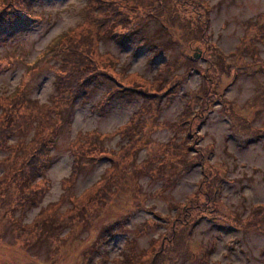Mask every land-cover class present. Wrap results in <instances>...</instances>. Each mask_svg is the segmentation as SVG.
<instances>
[{"label": "rangeland", "instance_id": "1", "mask_svg": "<svg viewBox=\"0 0 264 264\" xmlns=\"http://www.w3.org/2000/svg\"><path fill=\"white\" fill-rule=\"evenodd\" d=\"M150 1L163 10L167 36L161 37L160 23L152 20L127 38L101 41L98 31L104 23L98 1L96 7L94 0L1 4L4 12L26 9L31 18L19 27L14 21L17 25L0 39V143L2 121L15 118L20 128L28 127L26 142L33 131L43 135L50 161L31 180L26 171L9 166V154L0 149V264H129V257L131 264H264V70L258 68L264 62V39L256 44L250 39L264 37V0H207L208 42L221 52L200 38L202 13L195 8L200 0ZM115 9L120 17L125 15L121 4ZM91 28L95 34L87 36ZM168 36L174 44L159 49ZM67 37L81 50L79 68L89 66L91 71L82 75L70 61L62 80L68 75L77 80L87 99L74 83H69L70 97L59 98L71 87L64 89L58 80L64 54L53 46ZM152 45L158 47L153 55ZM197 49L202 56L194 59ZM234 50L237 53L227 57ZM110 56L116 65L106 73L108 69L115 75L103 81L99 70ZM163 62L171 65L167 76L172 82L162 87L165 94L156 106L147 93L158 88L153 79L162 77ZM227 63L237 70L229 72L232 66ZM205 84L243 118L230 116L225 101L204 108L198 118L205 122L198 119L199 130L196 124L192 130L201 134L198 144L209 149L202 150L207 157L203 160L193 150L186 153L170 144L172 138L184 137L175 136L170 123L182 121L186 103L191 116L205 106L201 95L189 99ZM16 94L36 101V107L18 99L6 103ZM64 99L66 109L51 107L52 126L44 119L31 120L45 106ZM135 117L141 123L134 122L132 128L128 123ZM40 125L50 129L41 132ZM249 126V133L242 132ZM132 130L140 131L146 143L124 159L128 173L121 162L111 169V149L125 144ZM11 136L4 134V139L15 149L18 136ZM30 145L33 149L35 143ZM160 165L169 170L162 177L142 174H153ZM105 175V186L84 191ZM104 189L109 193L105 197ZM183 203L178 213L176 207Z\"/></svg>", "mask_w": 264, "mask_h": 264}, {"label": "trees", "instance_id": "2", "mask_svg": "<svg viewBox=\"0 0 264 264\" xmlns=\"http://www.w3.org/2000/svg\"><path fill=\"white\" fill-rule=\"evenodd\" d=\"M15 1L20 2L21 0H15ZM97 1L99 3V8H100V12H99L100 18L99 19H100V21H102V23H104V26H100L99 31H98V33L100 34L99 35L100 41L102 40V38H108V37L109 38H119L121 36H126L125 38H127L134 31H138L139 29L142 28V26H144V24L146 25V23L148 21H152V20L160 23L161 29L159 32H160L161 37L167 36L168 30H170L168 27H166L164 25L163 17L160 14V12L163 11L162 8L157 3L151 2L150 0H115L114 2L112 0H94V2L96 3L94 7L98 6ZM3 3H11V0H0V39H4L6 36H8L10 31L12 30V28L15 25L18 24L17 27H19V25H21L23 23V21L31 18V17H27L29 15V13L26 11V9L20 10L18 8H14L10 11L4 12L1 8V4H3ZM119 4H121V6L126 9L125 15L121 16V17L119 16V11H117L115 9V7L119 6ZM195 8H196V11L199 9L201 10L202 19L200 21V25H201L202 30H200V38L203 39L204 41H206V44H207V40H208L207 39L208 38V34H207L208 11L210 9V6L207 3V1L200 0V2L197 1V6ZM132 14H134L135 16L139 15V14L140 15L134 19H131L130 15H132ZM142 17H145L146 19L142 20L141 19ZM89 19H90V17L87 18V20H89ZM135 20H139V21H135ZM14 21H17V24H14L13 23ZM93 28L89 29L87 36L90 34H95V31L92 30ZM112 29H114V30H112ZM110 33L113 34L112 37H110ZM157 37H158V35L153 36V38H157ZM250 39H253L255 44H256L258 41H262L264 39V37L255 35L253 37L251 36ZM72 41H73V39H72ZM172 43H173L172 36H168V39H166L165 43L163 45H161L159 47V49L162 50L165 48L166 45H171ZM141 44L142 45L146 44L144 39H141ZM53 47H55L56 49L59 47V52H61V54L62 53L64 54V57L62 58V60L60 62L61 68H59L57 70L58 80H60V82H63L62 84L64 86V89H66L67 86H69V87L72 86L69 83H74V85L78 86V90L80 91L79 93H82L84 98L87 99V97H86L87 92L81 91L82 86L75 82L77 80H74V78H72L70 75L67 76L68 79L66 81L62 80V77L67 75L66 71H67V68H68L70 61H71V63H73V68L82 75H84L86 73V71L87 72L91 71V68H89V66H87L84 69V67L79 68V66L77 64V62L79 61V53L81 52V50L78 49L77 44H73L70 41V39H68V37L63 41H59L58 43L56 42V44H54ZM50 48H51V46L49 47V50H50ZM156 48H158V47H156L154 45L151 46L150 50L152 52V55L156 54V51H157ZM210 49L214 52H217L216 47H211ZM247 51H249V50H247ZM76 52H77V56H76ZM223 59H224V57H223ZM163 63H165L164 67L160 70V74H159V75H162V77L157 76V77H154V79H153V80H156L158 88L154 86L153 90L155 91V93H152V94L150 92L147 93V96L155 102L156 106L159 105V101L161 100L162 95L165 94V91H163L162 87L164 85H166L168 82H172V78L167 76V72L170 71L169 69H171V65L168 62H163ZM163 63H162V65H163ZM212 63L214 64V61L210 60L209 64H212ZM260 64H258V68L261 69V67L263 66V70H264V62H261ZM115 65H116V58L115 57L110 56L108 64H106L105 58H104L103 64L101 65V68L99 70L101 77H103L102 80L105 79L107 76H111V75L114 76L115 75L113 72H111L108 69H107V71L109 73H106L107 67L114 69ZM208 70H209L208 67H207V69H204L205 72ZM89 74L90 73H86V75H89ZM80 80H86V79L81 78ZM103 81H105V80H103ZM156 82L154 81V82H152V84H155ZM81 83L82 82H80V84ZM168 85H169V83H168ZM64 89H62V90H64ZM202 90H204V92ZM71 91H72V87L69 88V92H67L65 95H59V98H62L66 95H69V97H70ZM130 91L131 92L136 91V89L133 88ZM79 93H77L76 95L79 96L80 95ZM60 94H62V92H60ZM200 95L203 96L205 106L200 111H196L197 114H193L191 116V114L189 112V105L187 103L185 104L184 109L181 112V116L183 117L184 120H186L189 123H192V121H193V123L190 124V127L188 126L187 129L185 127H183L184 129L179 128L180 126L182 127V124H184L186 122V121L184 122L183 119L180 122L178 121L179 123L176 122L177 124L176 123H170V127H174L172 129L174 130L175 136H177L178 133H181L182 136H184L183 137L184 139L183 138L179 139V138H175V137L172 138L170 140L171 141L170 144L177 146L178 149L180 147L184 148L185 150H187L186 153L189 152L190 150H193L194 153L199 154L198 158H201L204 160L207 157L205 156V154H203L202 150L205 149L208 151L209 149L202 147L201 145L198 144L199 140L202 137L200 136V134H197V133L194 134L192 130L194 129L195 124H196L195 128L198 129L199 126L197 124V120L200 119L198 117L201 115V113H203L204 108L211 109L214 103H220V102L223 103V102L218 99L219 96L217 99L215 98L216 94L214 92L212 94V89H210L209 84L202 85L201 89L198 92L193 93L189 99L192 100L193 96H194V98H196ZM6 99H7L6 103L11 102L15 99H18L17 101H19V103H23L25 106H26V104H29V106L36 107V106H34L36 101L30 100L29 98H26V96L24 94H21V95L16 94V95L9 97V98H6ZM193 103H194V101H193ZM152 104L155 107L153 102H152ZM67 106H68L67 99L61 100L60 103H58L56 105L45 106V108L42 109L41 115H39V117L34 115L31 117V120L36 122L38 120L43 121V119H44L47 123H49L50 126H52L53 125L51 122L52 118L50 116L51 107L54 108L55 111H58L59 109H61V111H62L63 109H66ZM224 106L228 107L227 111H228V114L230 116L243 118L240 116V113H238L237 109L236 108L233 109L231 107V105L228 104V102L226 103V105L224 104ZM5 107H6V105L5 106H4V104L1 105V108H4V112H5ZM224 114L226 115L225 112H224ZM136 119H137V117H135L131 122H129L128 126L133 128L132 125L134 124ZM4 120H6L5 123H4ZM4 120L2 121L3 126L1 128V131H2V141L1 142L2 143H0V149L3 148L4 150L7 151V154H9V156H10L9 166L19 168L18 171H23V170L26 171L25 175L32 180L35 178L36 175H38V173H40L41 171H43V172L45 171L46 162L50 161L48 159L49 147L45 146V143L43 140V135L40 136V134L38 133L39 132L38 130L33 131V135L31 136V139L26 142L25 138H24V134L26 132H29L28 127L26 129L20 128L19 127V121L15 118H13V120L10 121V123H7V121L9 120L8 118L6 119V117H5ZM201 121H204V120H201ZM140 123H141L140 119L138 120V122H135V124H137V125H139ZM240 127L242 128L244 126H240ZM39 128L41 129V132H44V131L50 129L49 127H46V126L43 129L42 125H40ZM249 129H251V126H249V128L248 127L243 128L242 132H244L245 134L249 133V131H250ZM123 131H124V129L121 130V132H123ZM4 134L7 137L9 135H12V136L17 135L18 136V139H17L18 142L16 143V145H14L15 149L9 148L11 145H8L6 142H7L8 138L10 139V137H8L7 139H4ZM54 134H51V137H53ZM261 134H262L261 137H264V132H262ZM196 137H198L199 139H195ZM49 138H48V141H49ZM87 140H90V137H87ZM187 140H189L190 144L187 142ZM51 141H52V139H51ZM31 143H35L33 149L31 148V145H30V147L27 146ZM145 143L146 142L144 141V139L142 137V133H140V131H138L137 133L134 134V131L132 130V133L128 134V139H127L125 144H121L119 149H117V150L111 149V151L114 153V161H113L112 155L111 154L109 155V159L111 160L110 161L111 162V169H117L120 162L123 164L124 159L126 157H129V155L132 154L133 150L139 149L141 144L144 145ZM49 145H50V143H49ZM192 146L194 149L192 148ZM96 148H94V150H92V151L93 152L96 151ZM72 149L74 150L75 153H79V152L83 151V150H77L75 148H72ZM196 149H197V151H196ZM11 152H13V153H11ZM156 155L158 158L159 152ZM177 155L180 156V154H177ZM92 156H94V153ZM209 156H210V152L208 154V158H209ZM76 161H78V158L76 159ZM16 162H18V163H17V165L14 166V164ZM123 166H124L123 171H125L127 166H126V164H123ZM162 166L163 165H160L159 170L153 174L149 170L144 171L142 174H146V175L151 174L153 176H161L162 177L167 171H169V170L164 169ZM76 167L74 166L72 173H74V171L76 172ZM169 168H172V166H169ZM125 172L128 173V170L126 169ZM132 173L135 175L136 178L137 177L139 178L138 173H135V171ZM120 174H121V172H120ZM105 178H106V175L104 176V179L102 181H101V179H100V181L97 180L92 186H89L88 189H90V190L87 189L84 191L91 192L97 186H101V187L105 186L106 185ZM98 188H100V187H98ZM105 189L103 190L104 191L103 192L104 197L107 194H109L105 191ZM167 189L168 188H166V190ZM163 191H165L164 188L162 191L159 190L158 193L163 192ZM192 195L193 194H190L188 196V200L192 197ZM75 198H77L79 200L78 197H75ZM184 206H185V203H183L182 205H180V204L177 205L176 210L178 211V213L182 211ZM255 207H258V206H255ZM259 209L261 210V208H259ZM184 211L186 212L187 210H184ZM155 215L158 216L156 213H155ZM165 217H166V215H162L161 218H165ZM117 224L118 223H115V226H117ZM89 257L91 258V255ZM130 260L133 261L129 257V259H128L129 264L132 263V262H130Z\"/></svg>", "mask_w": 264, "mask_h": 264}, {"label": "flooded vegetation", "instance_id": "3", "mask_svg": "<svg viewBox=\"0 0 264 264\" xmlns=\"http://www.w3.org/2000/svg\"><path fill=\"white\" fill-rule=\"evenodd\" d=\"M202 56V55H201Z\"/></svg>", "mask_w": 264, "mask_h": 264}]
</instances>
